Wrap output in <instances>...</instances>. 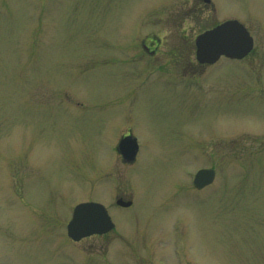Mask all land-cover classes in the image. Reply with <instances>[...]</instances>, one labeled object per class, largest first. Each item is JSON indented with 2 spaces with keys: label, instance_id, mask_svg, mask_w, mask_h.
I'll return each instance as SVG.
<instances>
[{
  "label": "rangeland",
  "instance_id": "374dc122",
  "mask_svg": "<svg viewBox=\"0 0 264 264\" xmlns=\"http://www.w3.org/2000/svg\"><path fill=\"white\" fill-rule=\"evenodd\" d=\"M182 1L0 0V264H264V0H214L186 20L199 34L235 17L258 40L191 93L120 64L142 13L149 31L175 32ZM195 41L178 48L187 62ZM128 131L133 165L114 153ZM211 167L216 181L197 189ZM84 201L117 229L75 244L67 224Z\"/></svg>",
  "mask_w": 264,
  "mask_h": 264
},
{
  "label": "flooded vegetation",
  "instance_id": "af4514ba",
  "mask_svg": "<svg viewBox=\"0 0 264 264\" xmlns=\"http://www.w3.org/2000/svg\"><path fill=\"white\" fill-rule=\"evenodd\" d=\"M174 4L173 2L171 6L177 9L175 14L177 15L178 7H175ZM182 4L187 9L185 11L186 18L177 25L175 32L163 34L162 32H156L154 30L149 31L146 28L148 24V10L142 13V16L136 20L138 23L135 22L136 28L134 29L132 27V33L128 34L126 68L132 75L135 72L142 74L146 80L144 82H156L157 84L166 86L174 85L181 90L185 89L189 91L197 84L196 79L202 74L204 68L210 67L211 65L199 63L196 52L194 53V59L189 58L190 62H187L188 57L179 54V47H187L191 44L189 43L191 39L195 38L196 40L198 36L197 33L186 32L185 28L182 30L181 27L186 24V20L190 16L192 19H195V16L198 15L205 14L206 16H210L213 12H216V9L211 0L209 2H206V0H187L182 1ZM156 13L158 14L159 12ZM149 14H154V12L149 10ZM165 36L169 38H165ZM170 36H172L173 40L170 39ZM166 41L171 42V48L169 50H164L163 48ZM194 45L195 48H193L196 51L195 42ZM255 52L256 48L253 53L255 54ZM191 56L193 57V55Z\"/></svg>",
  "mask_w": 264,
  "mask_h": 264
},
{
  "label": "water",
  "instance_id": "95a60500",
  "mask_svg": "<svg viewBox=\"0 0 264 264\" xmlns=\"http://www.w3.org/2000/svg\"><path fill=\"white\" fill-rule=\"evenodd\" d=\"M254 46V40L247 28L239 21L231 20L200 35L197 39V56L202 63H214L222 55L234 58L245 57ZM138 140L130 135L123 138L119 151L124 160L132 163L138 154ZM216 173L213 169H204L197 173L196 186L203 188L211 184ZM132 202L118 200V204L129 206ZM115 227L106 208L99 203L87 202L79 204L68 225V235L75 241L94 234H105Z\"/></svg>",
  "mask_w": 264,
  "mask_h": 264
}]
</instances>
